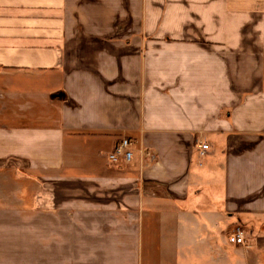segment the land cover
<instances>
[{
  "label": "crops",
  "instance_id": "1",
  "mask_svg": "<svg viewBox=\"0 0 264 264\" xmlns=\"http://www.w3.org/2000/svg\"><path fill=\"white\" fill-rule=\"evenodd\" d=\"M0 264H264V0H0Z\"/></svg>",
  "mask_w": 264,
  "mask_h": 264
},
{
  "label": "built area",
  "instance_id": "2",
  "mask_svg": "<svg viewBox=\"0 0 264 264\" xmlns=\"http://www.w3.org/2000/svg\"><path fill=\"white\" fill-rule=\"evenodd\" d=\"M133 142L130 139L124 138L119 141L116 145L113 153L109 156V159L112 163H118L120 160H124L129 163L133 158ZM203 150L208 149V145H202ZM229 241L232 244L243 245L245 243L244 236L236 231L229 237Z\"/></svg>",
  "mask_w": 264,
  "mask_h": 264
}]
</instances>
